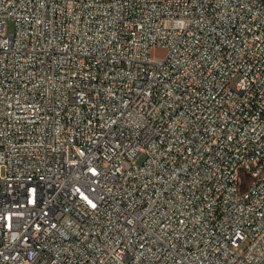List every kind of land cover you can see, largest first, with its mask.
<instances>
[{"label": "built area", "instance_id": "built-area-1", "mask_svg": "<svg viewBox=\"0 0 264 264\" xmlns=\"http://www.w3.org/2000/svg\"><path fill=\"white\" fill-rule=\"evenodd\" d=\"M260 159L264 0H0V264H264Z\"/></svg>", "mask_w": 264, "mask_h": 264}, {"label": "bare ground", "instance_id": "bare-ground-1", "mask_svg": "<svg viewBox=\"0 0 264 264\" xmlns=\"http://www.w3.org/2000/svg\"><path fill=\"white\" fill-rule=\"evenodd\" d=\"M260 176H264V159H260L257 171L252 172H240V183H255Z\"/></svg>", "mask_w": 264, "mask_h": 264}, {"label": "rangeland", "instance_id": "rangeland-1", "mask_svg": "<svg viewBox=\"0 0 264 264\" xmlns=\"http://www.w3.org/2000/svg\"><path fill=\"white\" fill-rule=\"evenodd\" d=\"M187 23L185 19H172V20H167L166 26L168 27H182ZM14 28V23L11 20L6 21L5 23V31L7 33H10L13 31ZM141 158L138 159V162H140ZM1 171V169H0Z\"/></svg>", "mask_w": 264, "mask_h": 264}]
</instances>
